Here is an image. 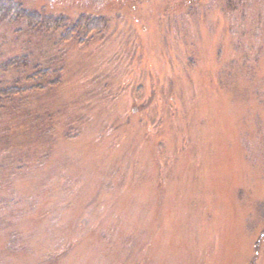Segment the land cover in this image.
Returning a JSON list of instances; mask_svg holds the SVG:
<instances>
[{
  "label": "rangeland",
  "instance_id": "obj_1",
  "mask_svg": "<svg viewBox=\"0 0 264 264\" xmlns=\"http://www.w3.org/2000/svg\"><path fill=\"white\" fill-rule=\"evenodd\" d=\"M14 1L108 29L0 25V264H264V0Z\"/></svg>",
  "mask_w": 264,
  "mask_h": 264
},
{
  "label": "trees",
  "instance_id": "obj_2",
  "mask_svg": "<svg viewBox=\"0 0 264 264\" xmlns=\"http://www.w3.org/2000/svg\"><path fill=\"white\" fill-rule=\"evenodd\" d=\"M3 23H25L33 31L58 34L59 41L62 43L76 44H84L92 35H100L108 29V21L104 17L81 14L75 19H70L28 9L14 0H0V25ZM26 62L25 58L22 60L14 58L2 64V70L6 72L9 69L25 67ZM37 69L35 67L32 76L27 78L30 82L37 81L36 86L32 87L33 90L44 91L46 89L44 82H47V88H54L58 85L57 78L48 82L49 73ZM2 93L15 96L23 92L21 88L14 87Z\"/></svg>",
  "mask_w": 264,
  "mask_h": 264
}]
</instances>
